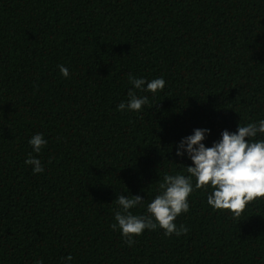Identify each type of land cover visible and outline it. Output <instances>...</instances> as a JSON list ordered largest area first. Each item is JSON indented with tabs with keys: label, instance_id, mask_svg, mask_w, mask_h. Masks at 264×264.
I'll return each instance as SVG.
<instances>
[{
	"label": "trees",
	"instance_id": "16d2710c",
	"mask_svg": "<svg viewBox=\"0 0 264 264\" xmlns=\"http://www.w3.org/2000/svg\"><path fill=\"white\" fill-rule=\"evenodd\" d=\"M129 73L165 80L137 93L140 113L116 107ZM260 118L264 0H0V264H264V198L234 219L194 189L175 220L188 233L145 229L131 247L110 228L117 195H141L143 213L192 163L175 145L194 128L210 146Z\"/></svg>",
	"mask_w": 264,
	"mask_h": 264
},
{
	"label": "clouds",
	"instance_id": "9594fccd",
	"mask_svg": "<svg viewBox=\"0 0 264 264\" xmlns=\"http://www.w3.org/2000/svg\"><path fill=\"white\" fill-rule=\"evenodd\" d=\"M57 67L63 77L69 76L65 65ZM128 82L132 85L127 92L128 98L116 107L135 113H140L143 106L150 103L148 95H138V92L155 95L165 85L163 76L148 80L131 73ZM210 132L209 128L197 127L176 142L175 155L186 156L192 163L183 164V172L163 176L157 194L147 203L143 213L134 214L132 211L143 206L145 198L141 195L116 196L114 222L110 228L118 231L129 247L145 229H163L165 236L175 234L179 237L188 233L189 228L183 224L177 226L175 220L181 213L189 211L188 197L194 189H211L206 195L207 204L214 210H228L234 219L241 216L247 202L264 198V118L244 124L238 122L236 131L224 129L219 139L206 146L204 140ZM47 143L40 132L28 139L32 152L28 153L24 164L31 166L33 174L45 171L40 158L32 153H40ZM72 259L71 254L63 256L60 264H72ZM34 264H43V260L37 259Z\"/></svg>",
	"mask_w": 264,
	"mask_h": 264
}]
</instances>
